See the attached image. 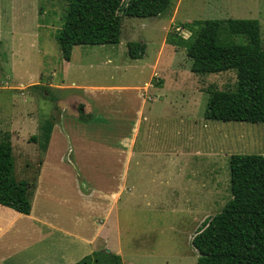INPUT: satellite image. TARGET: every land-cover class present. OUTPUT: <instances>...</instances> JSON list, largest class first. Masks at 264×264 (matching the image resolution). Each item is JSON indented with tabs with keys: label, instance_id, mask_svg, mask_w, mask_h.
Listing matches in <instances>:
<instances>
[{
	"label": "rangeland",
	"instance_id": "rangeland-1",
	"mask_svg": "<svg viewBox=\"0 0 264 264\" xmlns=\"http://www.w3.org/2000/svg\"><path fill=\"white\" fill-rule=\"evenodd\" d=\"M66 5V0H0V141L7 132L10 138L15 137L14 178L18 179L25 160L43 157L29 141L33 136L29 116L39 115L41 123L48 120L52 124L61 113L72 119L79 116L81 103L76 106L69 100L62 110L54 98L85 93L97 107H91L88 121L97 123L99 114H111L110 123L115 124L117 111L126 107L134 113L131 108L139 105L136 87L150 84L152 88L144 93L146 104L132 157L133 166L137 161L145 164L142 169L132 168L145 171L146 192H137L139 198L124 195L118 204L121 245L125 254L131 253L132 264H196L191 238L202 222L219 213L231 198L230 156L262 154L264 130L261 123L205 119L210 93L234 90L235 71L195 74L184 50L165 40L170 30L188 38L206 20L247 19L258 22L264 47V0H173L171 10L161 17L124 16L118 44L75 46L69 61L63 59L55 38L63 25ZM130 42L144 45L141 59L129 58ZM61 81L114 89L72 92L46 86ZM35 82L40 88L32 89ZM18 120L23 139H17ZM185 160L193 171L190 182L177 176L184 171L180 161ZM205 179L202 194L195 189ZM176 184L184 190L175 193V205L178 201L177 206H181L175 214L145 206L149 200L152 204L158 201L156 191L162 193L165 203L171 201V188ZM188 199L189 203L195 199L196 205L190 209L183 204Z\"/></svg>",
	"mask_w": 264,
	"mask_h": 264
},
{
	"label": "trees",
	"instance_id": "trees-1",
	"mask_svg": "<svg viewBox=\"0 0 264 264\" xmlns=\"http://www.w3.org/2000/svg\"><path fill=\"white\" fill-rule=\"evenodd\" d=\"M66 1L64 22L55 37L66 61L75 46L118 44L124 16L161 17L173 4V0ZM165 41L184 50L195 74L235 71L234 90L210 93L205 119L261 123L264 130V47L256 20H206L190 37L183 38L170 30ZM127 50L130 59H141L144 45L130 42ZM78 111L81 113L82 106ZM89 115L81 120L88 121ZM52 128L50 121H43L39 134L29 138L42 154ZM13 170L12 147L5 134L0 141V205L28 215L34 183L17 181ZM229 188L230 200L219 213L206 218L191 238L196 264H264V152L230 156ZM75 264H121V260L114 253L99 250Z\"/></svg>",
	"mask_w": 264,
	"mask_h": 264
},
{
	"label": "crops",
	"instance_id": "crops-1",
	"mask_svg": "<svg viewBox=\"0 0 264 264\" xmlns=\"http://www.w3.org/2000/svg\"><path fill=\"white\" fill-rule=\"evenodd\" d=\"M46 86L50 90L72 92L114 89L74 83L67 85L63 81ZM136 88L139 105L131 108L134 113L126 107L117 111V124L110 123L111 114L102 113L97 123L82 121V117L91 113L93 105L97 110L96 101L85 93L66 94L62 99H56L57 107L62 110L69 100H73L76 106L81 103L85 114L78 111L76 119L59 114V118L56 117L53 122L43 157L31 162L25 160L19 167L16 180L34 183L30 196L31 210L24 215L0 205V264H75L99 250L116 254L121 264L134 262L129 257L131 253L125 254L121 245L118 204L124 195L130 199L135 196L139 198L137 192L141 195L146 192L143 183L145 171H141L145 164L137 161L133 166L132 157L146 104L144 93L152 86L145 84L144 88ZM16 125L20 128L19 120ZM40 125L39 115L28 117V126L33 135L39 134ZM19 130L17 139H23L24 136H19L21 128ZM7 134L12 147L15 137L10 138V134ZM37 148L38 145L34 144L36 151ZM180 165H183L184 171L177 172V176L190 182L193 171L189 161H180ZM132 167L141 169L133 170ZM205 183L206 179L195 190L205 193ZM179 187L176 184L175 188H171L173 194L168 203L164 202L162 193L156 191L160 197L158 201L152 204L149 200L145 206L161 211L168 209L170 214H175V209L181 207L177 206L178 201L175 205V193L181 194L184 190ZM201 197L205 200L204 195ZM194 200L189 203L188 199L183 204L190 209V205H196Z\"/></svg>",
	"mask_w": 264,
	"mask_h": 264
}]
</instances>
